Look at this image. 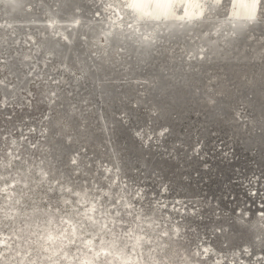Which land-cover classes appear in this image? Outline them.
I'll use <instances>...</instances> for the list:
<instances>
[{
	"label": "rangeland",
	"instance_id": "obj_1",
	"mask_svg": "<svg viewBox=\"0 0 264 264\" xmlns=\"http://www.w3.org/2000/svg\"><path fill=\"white\" fill-rule=\"evenodd\" d=\"M45 1L28 0L13 26L0 14V264H86L78 254L88 238L95 247L115 241L130 253L136 236L145 240V264H264V235L259 240L251 227L264 228V93L252 86L255 75L264 81V29L246 32L247 60L230 72L222 60L190 58L189 36L177 45L158 42L159 52L139 67L136 56L89 31L76 43L84 65L62 67L60 57L38 50L53 40L46 9L55 12L62 2ZM113 2L72 0L59 18L64 25L79 13L111 18ZM218 44L222 55L233 54L225 41ZM124 65L136 69L129 74ZM96 66L98 80L91 76ZM156 70L197 78L166 80L157 92ZM186 88V104L175 105ZM28 163L27 182H18ZM83 187L88 198L81 203ZM46 234L57 237L58 252L44 248Z\"/></svg>",
	"mask_w": 264,
	"mask_h": 264
},
{
	"label": "bare ground",
	"instance_id": "obj_2",
	"mask_svg": "<svg viewBox=\"0 0 264 264\" xmlns=\"http://www.w3.org/2000/svg\"><path fill=\"white\" fill-rule=\"evenodd\" d=\"M70 1L72 2V0H62L59 9L56 10L55 12H50V10H48L49 8L46 9V12L49 15L47 28L50 31V33L53 34V40H48V39L43 40L41 42V44L39 45V48H38V50L43 51L46 56L60 57L62 67H64V66L66 67V64L70 60L77 61V62L81 63L82 65H84L83 61H85V59H86L84 57L85 52H82L78 48L76 43H77L78 38L82 35V32H86V31H89L92 33L93 39L102 40V42L104 44H106L107 46H109L110 48H113V47H118L120 49L123 48V50H124L123 55H125V56H129V55L136 56L137 58L134 61H136L137 64H139V67L142 65L144 66L149 61V59H147V57L149 56L150 53L159 52L157 50L158 46H160V45L157 46L158 42H160L163 45L164 44L163 41L165 40L168 43L170 42L171 45L172 44L177 45V43L180 40H184V38H186L187 36L192 38L195 42V43L190 42L189 45L187 46L186 51L188 53V56L192 59L197 58V60L199 62H202L203 64H207L208 62H212V61H216V60H222L225 62V66L223 69H225L226 72H230L231 70H233L235 68V65H234L235 61L240 63V62H245L247 60V55L244 52L246 42H247V40H245V38L246 39L252 38L251 37L252 35H246L247 37L242 38V39L241 38L240 39H234L233 35L228 36L227 33L223 32L226 30L224 28L220 27L221 21H219V19L216 18L217 14L221 13L223 11L221 9L225 8L226 3L223 6L221 5L219 8H217V10H219L217 13H216L217 10H213L212 13L207 17L206 20H200L198 22L197 28L190 30V31H184L182 33L161 34L160 36L162 37V39L160 41H158L155 45H153L152 47H144L143 49H140V48H138L137 44L134 41L132 42V41L126 40V35L122 36L121 38L115 37L114 39H110V40H108L104 35V31L108 30L110 24L112 26L113 25H119L123 29H126V27L129 28V25H131L133 27L135 24V19H134L133 15L130 14V11H128L126 8H122L120 6V0H114V2L112 3V7L109 6L110 8H113L112 11L115 12L114 17L107 18L104 20L93 21V20L85 19L83 16L79 15L80 14L79 13L73 19L68 20V22H69L68 25H64L62 23L63 21H61L59 18V14L60 15L62 14L61 10H64V11L66 10L67 5L71 3ZM201 2H202L201 0H198V2L187 3L183 6H181L180 4H177L176 9H174V16H176L179 19H182L181 17L184 18V16H195L196 14H198L202 10ZM27 3H28V0H14L12 2L11 1H9V2H1L0 1V14L8 15L7 25H9V26L14 25L15 19L24 14V11H25L24 7H26ZM239 4L242 5L241 3H239ZM72 7H73V4H72ZM182 7H183V9H181ZM77 8H79V6H77ZM78 10H80V9H78ZM150 11H151V9H150ZM233 11L234 10L227 9L226 10L227 13L226 12H225V14L223 13L222 17L227 16L229 12L233 13ZM63 13H65V12H63ZM72 14H73V12H72ZM259 21H260V19H259ZM259 26L260 25L255 24V26H251L248 30H250V32H251V31H255V30H263L264 29V24H262L260 27ZM36 27H37V25H36ZM10 28H13V27H10ZM200 31H202V32L200 33ZM211 34H214L212 37L213 40L210 39ZM0 36H3V35H0ZM223 37H227V38L225 39ZM229 37H231L232 39H228ZM58 38L65 43L66 47L64 49H61L59 47V44L57 42H55V40H57ZM221 40L226 42L227 47L230 49L231 52H233V54L226 53L225 55L224 54L222 55V51L220 49L221 48L220 44H218V42H220ZM232 46H234V47H232ZM204 48H207L209 50V53H210V55H212V57L210 55L208 56L207 54H205L202 51ZM255 50H256L254 52L255 55H258L256 48H255ZM70 51H71V53H70ZM69 54H72L71 59H70ZM221 55L223 57H221ZM23 57H24L25 61L30 59L29 55L26 53L24 54ZM201 57H203V59H201ZM124 67H125L124 70L126 72H128L129 74L132 73L136 69L134 66H129V65H124ZM173 67H174V65L172 66V70H173ZM245 67L246 66L239 67V69L242 70ZM94 68H95V71H94L95 73H93V74L91 73V76L94 75L95 80H98L100 78L102 68L100 66H96ZM246 68H245V70H246ZM96 69H98V70L96 71ZM169 69H170V65L168 66L167 70H169ZM249 72H250V70H249ZM263 74H262V77H263ZM181 77L184 79V81H187V82H190L193 79L197 78L195 75H193V76L189 75V79L187 80L185 76H182V73L178 72V70L168 72L164 77V76L160 75V72L158 70H156V72L152 78L154 86L156 87L154 89H156V91L157 90L163 91L166 84H167L166 80L177 79V78H181ZM198 81L199 80H197L193 83L197 84L200 82V81L199 82ZM252 83H253L252 86L254 87L255 90H260V93L261 92L264 93V90H263L264 81L262 79H260L259 76L255 75L253 80H252ZM160 87H162L161 90H160ZM186 89L185 90L183 89L181 91V97L178 100H176L175 105H182L189 98V96L191 94L189 92V89H187V90ZM223 90H224V86L220 85L217 92L221 93V92H223ZM103 93L105 95L109 96L111 93H113V91H112V89H107V90H104ZM208 99H209V102L216 101V98L214 95L208 96ZM226 105H227L226 103L223 104L221 109L222 108L224 109L226 107ZM213 106H214V104H213ZM220 106L221 105H219V107ZM229 108H231V107H229ZM262 108H263L262 110H264V106ZM182 110H184V109H182ZM185 110H187V109H185ZM215 115H216V112H215ZM166 130H168V128L162 129L160 131V136H163L164 133L166 132ZM90 139H92L91 135L88 136V140H90ZM74 161H77V159L74 158ZM150 165H151V163H150ZM30 166H31L30 163H28V165H26L24 167V169H21L20 176L17 178L18 182H21V183L27 182V178H28L27 173L30 169ZM39 167H42V166L40 165ZM44 169L40 168V170H44ZM117 170L120 171L119 168H117ZM108 172L109 171L107 170L106 173L108 174ZM11 183H15V179ZM14 194L17 195L15 192H14ZM77 195H78V200L81 203H84L87 201L88 193H87L86 188L83 187V188H80L79 190H77ZM107 195H109V196L111 195L110 191H107ZM6 197L11 198V196L9 194L6 195ZM15 197H17V196H15ZM6 202H9V201H6ZM93 207L94 206L88 205V208H90V210H93ZM6 210L9 211V210H13V209L9 206ZM153 215H155V214L153 213L151 216H153ZM74 227H75V225H73L72 228L70 229V232L73 234L72 241L76 240V237H75L76 236V230ZM251 227H252L253 231L255 232L256 237L259 240L262 239V236L264 235V228L260 229L257 226L256 222L253 223L251 225ZM178 233H179V228L176 227V229L174 230V235H178ZM95 236H96V234H95ZM45 242L46 243L44 244V248H46V249H51L50 246L54 245L52 247L55 249L56 252H58L59 249L62 248L61 245L59 244V240L53 234H51V235L46 234ZM144 245H145V240L141 236H136L134 239L133 245L131 247V252L126 253L124 248H122L115 241L111 242L107 247H95L94 240L92 238H88L86 243H85V246L87 247V251H82L83 255L78 254V256L80 257V259H78V260H80L82 263H86V264H145L146 262L144 259V253H145L144 252ZM258 245H259V243H258ZM97 253H99V256L101 255L100 257H102V258L97 256ZM105 253H107V255H105ZM52 254H54V252H52ZM206 254H207V252H203V255H206ZM63 255H65V253H63ZM78 256L75 254L71 255V257L72 258L74 257L75 260H77ZM59 257H61V256H59ZM59 259L60 258H57L56 260H59ZM157 259H159V257L154 256V258H153L154 262H157L158 261ZM157 264H168V262L161 263L160 259H159V262Z\"/></svg>",
	"mask_w": 264,
	"mask_h": 264
},
{
	"label": "water",
	"instance_id": "obj_3",
	"mask_svg": "<svg viewBox=\"0 0 264 264\" xmlns=\"http://www.w3.org/2000/svg\"><path fill=\"white\" fill-rule=\"evenodd\" d=\"M1 2H9L14 0H0ZM202 10L195 16H184V18L179 19L174 16V9L172 14L164 17L160 16L157 19H146L140 20L138 16L135 19V24L133 27L126 29L121 28L119 25H109L107 31H104L105 37L110 40L115 37L121 38L126 35V40L134 41L138 48L143 49L144 47H152L158 41L162 39L161 34H170V33H182L184 31H190L198 27V22L200 20H206L207 17L212 13L213 10H217L214 5L210 6V0H201ZM226 3V0H221V5L223 6ZM127 9V8H126ZM183 9V7L181 8ZM228 9L234 10L233 13L229 12L227 16L221 17V28H224L227 35H233L234 39H242L246 34L247 30L255 24L260 25L261 23L252 22L246 19V9L243 5L239 3H232V0H229ZM130 11L129 9H127ZM223 10V9H221ZM219 10L216 11V13ZM221 13H218L220 15ZM134 17V15H133ZM125 19V18H124ZM238 37V38H237ZM227 38V37H223ZM228 39H232L229 37Z\"/></svg>",
	"mask_w": 264,
	"mask_h": 264
},
{
	"label": "snow or ice",
	"instance_id": "obj_4",
	"mask_svg": "<svg viewBox=\"0 0 264 264\" xmlns=\"http://www.w3.org/2000/svg\"><path fill=\"white\" fill-rule=\"evenodd\" d=\"M193 2H198V0H120V6L129 9L134 18L138 16L140 20H146L157 19L160 16L167 17L172 14V10L177 4L183 6ZM232 3L234 6L236 3L243 5L246 9V19L249 21L258 22L259 19L264 18V0H232ZM212 5L220 7L221 0H210V6ZM129 27L132 26L129 25Z\"/></svg>",
	"mask_w": 264,
	"mask_h": 264
}]
</instances>
